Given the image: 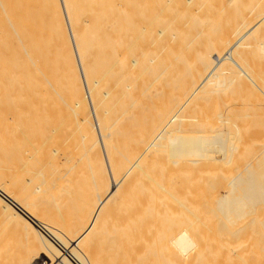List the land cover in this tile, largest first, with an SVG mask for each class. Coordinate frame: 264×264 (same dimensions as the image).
I'll use <instances>...</instances> for the list:
<instances>
[{
	"label": "bare ground",
	"instance_id": "bare-ground-1",
	"mask_svg": "<svg viewBox=\"0 0 264 264\" xmlns=\"http://www.w3.org/2000/svg\"><path fill=\"white\" fill-rule=\"evenodd\" d=\"M222 2L0 0V264H264V0Z\"/></svg>",
	"mask_w": 264,
	"mask_h": 264
},
{
	"label": "rangeland",
	"instance_id": "rangeland-1",
	"mask_svg": "<svg viewBox=\"0 0 264 264\" xmlns=\"http://www.w3.org/2000/svg\"><path fill=\"white\" fill-rule=\"evenodd\" d=\"M214 1H216V0H214ZM222 1H223V0H218L217 2H219V3L215 2V4H214V3H212L213 0H212V1H211V0H207V6H209V7L207 8V6L205 5V6H206L205 9H207V11H208L209 8L211 9L213 6L215 7V10H216L217 8L219 9V10H216V11H215L214 9H211V10L209 9V11H208L209 13H207V11H206V13H207L208 15H209V14H210V15L212 14V16H214V17H212V16L209 15V18L212 17V20L215 18V19H214L215 23L218 22L217 24H219V25H220V24H221V25H225V23L228 22V21H229V22H230V21L234 22V19H237V17L239 16V12L244 11V9H242V7H241V8H240V7L237 8V16H236V15H235V14H236V11H235L234 9H228V12H229V14H228V13H227V8H230V7L233 8V7H232V6L229 7V5H228V7H227L226 4H225V6H224ZM210 2H211V3H210ZM216 3L218 4V6L216 5ZM225 3H227V0H225ZM212 5H213V6H212ZM221 5H222V6H221ZM223 6H224V8H223ZM221 8L223 9V11L220 10ZM238 9H239V10H238ZM241 9H242V10H241ZM229 10H230V11H229ZM231 10H232V11H231ZM211 11H212V12H211ZM213 11H215L214 13H218V12H219V13H218L219 15L217 14L218 17L216 16V14H213ZM220 11H222L221 14H220ZM225 12H226L225 15L228 14V16H226V17H224V14H223V13H225ZM234 15H235V17H234ZM219 16H220V17H219ZM221 16H223V18H221ZM229 16H230L231 18H230ZM210 19H211V18H210ZM222 19H224V20L221 22ZM220 22H221V23H220ZM258 57H260V56H257V58H258ZM253 58L255 59L256 57L253 56ZM251 61H252L251 59L248 60L247 63H250V64H248V66L251 67V64H252V66L254 67V65H253V63H252ZM257 61H258V59H257ZM257 61H256V59H255V62H256V63H257ZM259 61H261V60H259ZM255 62H254V63H255ZM256 63H255V65H256ZM260 63L263 64V62H260ZM257 64H259V62H258ZM262 64H259V65H257V66L259 67V66H261ZM257 66L255 67V69H256V68L258 69ZM253 67H252V68H253ZM253 69H254V68H253ZM255 69H254L253 71H254V73H256V74L258 73L257 71H259V70H261V72H262V69H261V68H260L259 70H256V72H255ZM261 72L259 71L258 74H261ZM256 74H254V77L256 76ZM249 87H250V85H249ZM250 88H251V87H250ZM247 93H248V92H247ZM252 97H253V96H252ZM254 99H256L255 96H254ZM257 112H258V111H256L255 114H258ZM254 118H255V119H254ZM254 118H251L250 120L247 119V118H246V119H243V121H242L241 123L245 122V120H247L245 124H247V123L249 122V125H250V126L247 125V126H249V128H248V130H247L248 132H249L250 130L253 131L254 129H255V131H257L256 128L258 129L259 126L261 127L259 130H261V131L263 132V131H264V127H263V126H264V121L256 120L257 116L254 117ZM257 119H259V118H257ZM255 121H256V122H255ZM261 131H260V132H261ZM253 132H254V131H253ZM253 132H252V133H253ZM262 132H261V133H262ZM250 133H251V132H250ZM261 135H264V133L261 134ZM79 190H80V189H79ZM79 190H77V191H79ZM73 191H74V190H73ZM73 191H72V193H73ZM77 191H74V192L76 193ZM82 192H83V191H82ZM79 193H81V192H78V194H79ZM70 194H71V191H70ZM48 198H49V197H48ZM50 198H51V196H50ZM50 198H49V199H50ZM52 198H53V197H52ZM52 198H51L52 201H50V202H53V199H52ZM56 198H58V197L54 196V199H55V200H56ZM57 200H58V199H57ZM46 201L48 202L47 198H46ZM53 203H54V202H53ZM49 204H50V203L48 202V205H49ZM51 205H52V204H51ZM45 207H47V206H45ZM63 208H65V206H64ZM69 208H71V207L69 206ZM69 208H68V209H69ZM61 209H62V208H61ZM63 210H64V209H63ZM66 210H67V206H66ZM2 238H3V239H2ZM6 238H7L6 236H5V237H0V239H1V243H3L4 240H5ZM256 239H257V244H258L260 247L264 246V244H263V243H264V238L259 237V238H256ZM256 239H255V240H256ZM5 247H6V246H5ZM262 248H263V247H262ZM4 249H5V248H4ZM6 249H7V248H6ZM247 249H248V250L244 251V252H245L244 254L242 253L244 256H245V254L248 255L249 253H251V254H249L250 257H251V255H252L253 259L256 258V260H258L257 258H259V257L262 256V254H260V255H259V253L257 254V253L255 252L256 250H252V249H251V250L253 251V253H252V251L249 252V251H250L249 248H247ZM255 253H256V254H255ZM249 255H248V256H249ZM257 255H259V257H256ZM246 259H249V258H246ZM256 260H255L254 262H256ZM252 261H253V260H252ZM40 262H41L40 260H35V262L33 261V262L30 263V264H41ZM248 262H251V260H249ZM254 262H253V263H254ZM227 264H228V263H227Z\"/></svg>",
	"mask_w": 264,
	"mask_h": 264
}]
</instances>
